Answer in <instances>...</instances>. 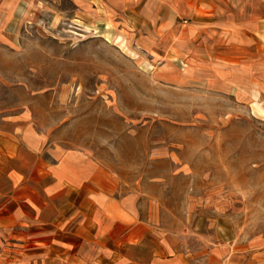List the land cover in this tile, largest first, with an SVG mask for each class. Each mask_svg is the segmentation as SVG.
<instances>
[{"label":"rangeland","instance_id":"374dc122","mask_svg":"<svg viewBox=\"0 0 264 264\" xmlns=\"http://www.w3.org/2000/svg\"><path fill=\"white\" fill-rule=\"evenodd\" d=\"M91 1L0 0V113L102 164L184 249L264 240L260 103L182 83Z\"/></svg>","mask_w":264,"mask_h":264},{"label":"crops","instance_id":"0c3cea01","mask_svg":"<svg viewBox=\"0 0 264 264\" xmlns=\"http://www.w3.org/2000/svg\"><path fill=\"white\" fill-rule=\"evenodd\" d=\"M94 1L182 83L264 112V0ZM43 136L23 110L0 113V264H264L258 238L184 249L114 173L80 150L44 148Z\"/></svg>","mask_w":264,"mask_h":264}]
</instances>
